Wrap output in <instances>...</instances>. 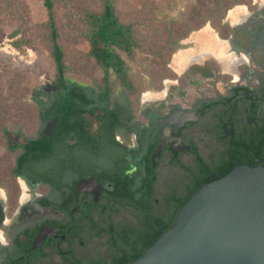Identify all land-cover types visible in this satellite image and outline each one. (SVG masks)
I'll return each instance as SVG.
<instances>
[{"label": "flooded vegetation", "instance_id": "1", "mask_svg": "<svg viewBox=\"0 0 264 264\" xmlns=\"http://www.w3.org/2000/svg\"><path fill=\"white\" fill-rule=\"evenodd\" d=\"M258 1L228 13L221 29L208 27L212 44L223 46L218 52L196 44L205 27L189 33L169 62L172 75L132 98L119 147L108 149L97 123L93 130L90 124L100 166L122 158L123 173L138 183L133 207L115 204L111 186L98 182L97 200L76 196L85 177L62 176L56 194L48 183L9 170L0 188V264H128L170 229L203 185L235 167H264V0ZM181 53L189 63L176 66ZM73 152L77 167L81 154Z\"/></svg>", "mask_w": 264, "mask_h": 264}, {"label": "trees", "instance_id": "2", "mask_svg": "<svg viewBox=\"0 0 264 264\" xmlns=\"http://www.w3.org/2000/svg\"><path fill=\"white\" fill-rule=\"evenodd\" d=\"M248 1L193 0L189 5L187 31L178 38H173L172 31H168L162 50L168 46H173L172 49L181 47L179 41L188 33L211 19L220 22L229 8ZM42 3L46 9L57 85L44 98L35 102L39 125L36 136L27 137L22 143L13 145V141L8 139L9 132L0 127V134L10 154L17 155L13 156V164L7 174L9 176L8 172L12 170L15 175L30 177L35 183L44 181L56 194L61 189L62 176L69 175L70 181L73 178L92 177L104 188L111 186L108 193L115 204L133 207L139 185L123 173L125 160L113 158L102 168L100 149L90 137L88 128L91 118L99 126L100 135L104 137L108 149L119 147L116 137L122 134L125 123L129 121L127 113L131 112L132 94L137 88V81L121 53L132 56L140 46L136 23L122 21L113 0H103L100 13L87 12L85 38L89 46L88 55L101 67L103 77L97 84L83 83L66 77L68 67L63 47L58 42L53 0H42ZM21 42L17 39L12 44L18 47ZM152 64L156 65L155 62ZM74 150L81 154V162L77 167L71 160ZM145 251L133 256L129 263Z\"/></svg>", "mask_w": 264, "mask_h": 264}, {"label": "rangeland", "instance_id": "3", "mask_svg": "<svg viewBox=\"0 0 264 264\" xmlns=\"http://www.w3.org/2000/svg\"><path fill=\"white\" fill-rule=\"evenodd\" d=\"M192 1L113 0L120 19L136 23V36L140 41L132 56L121 53L137 81L133 99L143 91L160 87L162 78L172 75L169 63H164L170 62L178 48L168 46L162 50L163 45L168 31H172L173 38L187 31ZM253 1L232 6L220 22L211 19L190 34L204 27L209 30V26L221 29L229 12L233 15L234 12L241 13L239 10L243 6H257ZM102 5L103 0H53L58 42L65 53L66 77L69 79L97 84L103 77L101 67L88 55L85 38L87 12L100 13ZM46 21L42 0H0V127L9 132L10 141L22 143L25 138L37 135L35 102L57 85ZM17 39L22 42L15 47L12 43ZM188 39L189 33L180 39V45L184 46ZM89 120L92 123L91 118ZM91 129H95L94 123ZM12 164L13 155L0 134V188L8 179L7 170ZM118 216L122 218L125 214L120 211Z\"/></svg>", "mask_w": 264, "mask_h": 264}, {"label": "water", "instance_id": "4", "mask_svg": "<svg viewBox=\"0 0 264 264\" xmlns=\"http://www.w3.org/2000/svg\"><path fill=\"white\" fill-rule=\"evenodd\" d=\"M100 192L94 178L76 184V196L97 200ZM128 264H264V167H235L203 185L170 229Z\"/></svg>", "mask_w": 264, "mask_h": 264}, {"label": "bare ground", "instance_id": "5", "mask_svg": "<svg viewBox=\"0 0 264 264\" xmlns=\"http://www.w3.org/2000/svg\"><path fill=\"white\" fill-rule=\"evenodd\" d=\"M240 10L242 11V9H240ZM230 14L231 13L229 12V15ZM202 34L203 35H198L195 37V42L198 46L204 47L208 50L216 51V52H218L219 49L223 48V46H220L219 44H216V45L212 44V41L210 40L209 30L207 28H205L203 30ZM183 51H187V50H183ZM173 58H174V56H173ZM173 58H172V61H173ZM187 63H189V56H186L185 54H182V53L175 56L174 64L176 66H179L180 64H187Z\"/></svg>", "mask_w": 264, "mask_h": 264}]
</instances>
